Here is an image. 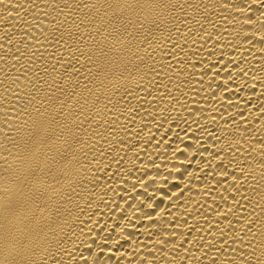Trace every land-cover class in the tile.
Masks as SVG:
<instances>
[{"label":"bare ground","instance_id":"obj_1","mask_svg":"<svg viewBox=\"0 0 264 264\" xmlns=\"http://www.w3.org/2000/svg\"><path fill=\"white\" fill-rule=\"evenodd\" d=\"M0 264H264V0H0Z\"/></svg>","mask_w":264,"mask_h":264}]
</instances>
